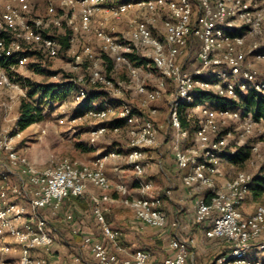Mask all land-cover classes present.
Instances as JSON below:
<instances>
[{
	"label": "built area",
	"instance_id": "built-area-1",
	"mask_svg": "<svg viewBox=\"0 0 264 264\" xmlns=\"http://www.w3.org/2000/svg\"><path fill=\"white\" fill-rule=\"evenodd\" d=\"M46 1L45 15L35 17L30 0H0V253H18L17 264H47L46 256L52 254L54 244L50 219L57 217L65 199L72 196L90 200L91 213L100 230V239L73 231L80 237L81 248L88 251L90 264H151L149 252L128 255L120 246L121 234L106 222L102 205L116 202L110 195L108 164L124 161L141 193L152 189L150 183L141 180L142 161L146 151L160 146L164 132L176 166L188 169L185 184L208 191L206 199L196 204L194 222L201 225L210 221L205 237L229 245L214 264H264L263 259L252 257L254 251L264 253V196L253 213L244 216L240 207L249 194L252 176L238 172L225 180L221 189L218 187V180L224 177L223 155L234 136L232 130L223 131L221 126L237 124L236 131L242 138L252 135L255 127L263 123L255 122L251 114L240 108L219 107L205 101L191 108L195 117L189 114L188 118L192 119L194 132L189 137L179 114L183 106L194 103L197 90L236 101L250 91L264 97V76L258 69L264 66V0ZM58 3L64 7L62 13L57 10ZM125 18L126 32L121 36L117 25ZM62 27L68 31L67 53L71 54L73 70H79L84 62L92 65L87 86L102 89L113 101L102 108L86 110L71 123L82 119L100 123L88 131L90 144L109 131L116 135L125 133L127 142L123 151L100 154L89 163L51 157L49 166L39 168L27 150L19 146L22 132L15 129L18 114L11 115L20 99L26 97V89L21 86L22 77L16 80L13 74L27 67V48L40 51L49 60L56 59L61 45L52 30ZM79 37L84 41L80 50L74 51ZM191 51L194 55L187 67L183 63ZM98 55L127 67L142 108L168 92V126L156 120L157 108L152 107L145 115L134 112L120 99V87L124 86L115 84L101 70ZM133 56L146 61L143 66L158 73L153 88L148 89L141 82L139 69L131 61ZM88 87L77 81L76 89L54 106L65 108L68 102L78 107L86 99ZM5 92L11 95L2 99ZM112 120L122 123L111 127L101 124ZM8 123L13 128L4 126ZM58 123L63 125L64 120L60 118ZM253 156L261 158L257 145H251ZM113 170L118 171V167L115 165ZM89 186L100 194L89 193ZM117 191L124 196L121 203L133 211L142 225H166L159 197H129L124 186ZM66 220L73 218L67 215ZM8 239L15 247L7 244ZM193 244L190 238L171 239L169 248L174 255L163 264H188ZM80 261V256L74 258L75 263Z\"/></svg>",
	"mask_w": 264,
	"mask_h": 264
},
{
	"label": "crops",
	"instance_id": "crops-1",
	"mask_svg": "<svg viewBox=\"0 0 264 264\" xmlns=\"http://www.w3.org/2000/svg\"><path fill=\"white\" fill-rule=\"evenodd\" d=\"M161 138L160 146L146 151L145 158L142 161V167H145V169L143 168V182L152 185V189L147 193H141L134 181L132 171L127 168L125 163L126 167L123 170L121 169L122 161L107 165L106 173L112 183L110 195L116 199V202L102 205L106 222L111 228L119 230L121 234L119 244L128 255H133L139 251H147L151 255V264H163L165 259L174 255V252L169 248V242L175 237L190 238L194 241L188 264H200L202 257L209 256L211 258L213 252L218 255L224 254L229 248L223 246L222 242L225 243V241L205 237V231L211 225L210 221L201 225L194 222L196 204L200 200L206 199L208 191L200 186H187L185 184L184 178L188 169L176 166L170 151L169 139ZM100 154L102 153H95L94 156L79 160V162L89 163ZM115 165L118 167V171L113 170ZM225 175L226 173H224ZM126 177L129 180L131 179L130 183L123 182ZM224 182V177L218 180L220 189ZM119 186H124L127 189L129 197L162 196L161 209L167 217L166 225L163 228H152L138 222L133 211L121 203L124 196L117 191ZM88 192L95 196L100 194L99 190L90 186ZM247 203L246 199L240 207V212L244 216L252 214L258 204L251 207ZM90 206L91 203L88 198H84L81 203H65L57 217L50 219L51 231L54 234L55 241L52 254L46 256L47 264H61V258H66L65 263L68 264H90L91 257L88 251L81 248L80 237L73 234V231L77 230L80 235H88L95 239L101 238L99 227L92 213H90V216L87 215L91 212ZM67 215L73 216V220L67 221ZM173 224H176V226H173ZM7 256H10V258ZM77 256L81 258L79 263L74 262V258ZM6 257L10 260L14 258L18 260L19 254H10ZM203 264H206V261Z\"/></svg>",
	"mask_w": 264,
	"mask_h": 264
},
{
	"label": "rangeland",
	"instance_id": "rangeland-1",
	"mask_svg": "<svg viewBox=\"0 0 264 264\" xmlns=\"http://www.w3.org/2000/svg\"><path fill=\"white\" fill-rule=\"evenodd\" d=\"M33 6V16H44L47 7L46 0H30ZM57 10L59 13H62L64 7L58 3ZM127 23V18L123 19L117 25V32L119 35L125 36V25ZM68 33L65 27L61 29H53L52 34L59 39L66 37L65 35ZM82 37H79L75 46L74 51H79L81 45L83 43ZM96 47V45L94 44ZM194 50V48H193ZM96 53L98 51L96 50ZM194 52L191 51L189 53V57H187L185 64L187 67L190 66L188 61L193 57ZM99 64L101 70L104 72L107 66L106 60L102 55H98ZM40 63V69H37V64ZM87 64V63H86ZM139 69V76L143 85H145L148 89L153 88L157 80L159 79L158 73L150 67L147 68L143 65H136ZM92 65L81 66L79 70H73L72 67V57L70 53H67V50L60 49L59 56L56 59L49 60L47 58L43 60H37L34 57L29 56V62L26 68L18 70L15 74H13V78L17 80L18 77H22L23 82L26 85V95L29 93L36 85L39 84H50L56 82H62L67 80V78L75 79L76 81H80V84L87 86V79L91 73ZM259 72L264 76V66H260ZM37 70H43L42 73H38ZM109 76L113 79L115 84H122L124 88L121 86L122 90V99L125 103H127L132 109L135 111H141L143 114L147 115L149 109L155 107L158 109V114L156 116L157 121L164 120V125L168 126L166 123V113H167V98L168 92H166L163 97L154 103L147 105L146 107H141L140 97L135 93L133 88V83L131 82L128 69L124 65H116L112 64V70ZM169 89V88H168ZM88 90L91 91L90 87ZM11 93L5 92L1 97L2 99H7ZM15 95V94H14ZM27 99L33 103L34 105L38 104L39 95L35 96H26ZM117 99V100H120ZM114 100V99H113ZM108 103L113 102L112 99H106ZM100 102H96L98 104ZM42 109L44 119L42 122L38 124H34L30 126L28 129L22 132V140L19 143V146L24 147L27 150V154L31 161L37 167H45L50 165L51 157L53 159H61L68 158L74 161L83 160L87 157L94 156L95 153H104L106 151L116 150L123 151L126 146L127 137L126 134L116 135L111 131L107 132L103 137H100L94 144H90L88 131L96 125H99V122L91 121L88 119H82L76 123H71V120L75 118L74 115V107L67 102L65 108H59L58 106L48 105V106H38ZM242 110V109H241ZM18 108L12 112L11 116H15L18 114ZM188 114L195 117L192 114L191 109H189ZM62 118L64 120V124L60 125L58 120ZM14 123V122H13ZM2 124V123H1ZM15 124V123H14ZM6 127H12V123L4 124ZM237 124L233 122L224 124L221 126V129L224 131L225 129L232 130L234 133L233 138L229 140V148H227V152L232 151L233 147H239L244 144L257 145L259 147L261 158H257L256 156L251 157V159L243 164L242 166H232L227 160L223 162V173H226L224 176L225 180H229L238 172H244L251 176H254L258 173L261 166L264 163V125H258L255 127V131L250 136L240 137L238 136V132L236 131ZM170 132L169 128L166 130ZM235 131V132H234ZM168 139V136L163 132L161 139ZM164 144H166L164 142ZM121 169L123 170L126 166L124 165V161H122ZM145 167H142V169ZM144 175L141 177L143 181ZM127 177L123 180L124 183H130ZM128 185V184H127ZM130 185V184H129ZM247 204L253 207L255 204L259 203L260 200H254L250 196H247ZM246 201V200H245ZM250 207V208H251ZM249 208V207H248ZM91 209V208H90ZM89 212L87 215L90 216ZM119 231V230H118ZM226 243V242H225ZM222 242L224 247H229V245ZM7 244L15 247V244L11 240H7ZM214 249V248H213ZM13 253L11 255H15ZM218 254H214L213 257H202L201 263L203 264L206 261V264L212 263L214 257ZM10 258V256H7ZM6 256H3L0 253V264H17V258L10 260ZM218 257V256H217ZM216 257V258H217ZM252 257H257L259 259H263L264 261V253L254 251L252 253ZM6 258V260H4ZM210 258V259H209ZM69 260V259H68ZM66 258H61L62 262H66ZM70 261V260H69ZM63 263V264H64ZM196 263V262H195ZM200 263V264H201ZM264 263V262H263ZM68 264V263H65Z\"/></svg>",
	"mask_w": 264,
	"mask_h": 264
},
{
	"label": "trees",
	"instance_id": "trees-1",
	"mask_svg": "<svg viewBox=\"0 0 264 264\" xmlns=\"http://www.w3.org/2000/svg\"><path fill=\"white\" fill-rule=\"evenodd\" d=\"M59 42H60L62 49L64 50L68 49L69 45L67 43L66 37L59 39ZM25 54H27L28 56L34 57L37 60L45 59L42 53L36 49L32 50V49L27 48L25 51ZM102 56L107 62V66H106V69L104 70V73L106 75H109L112 70L113 62L107 56L105 55H102ZM131 61L136 63L137 66L145 65L146 63V61L142 60L141 58L134 57V56L131 57ZM86 63L89 65L88 62H84L82 65L86 66L87 65ZM39 64L40 63H38L37 64L38 66H36L37 69H40ZM37 72L42 73L43 70H37ZM21 86L26 89L25 82H22ZM76 86H77V81L75 79L67 78V80L62 81V82L36 85L29 93H27L26 96L39 95L38 104L40 105L38 106H41V105L48 106V105H52L54 103H58V102L65 100L76 89ZM90 89L91 91L88 90L86 99L78 107L74 109V115H73L74 117L81 116L86 110L90 108L99 109L109 104L106 101V99H109V97L105 91L99 88H90ZM205 101H212L219 107H229L233 109L240 108L244 111L245 114H251L255 122H262L264 125V97L263 96L253 91H250L246 95H240L239 100L236 101V100H232L228 98H220L210 92L197 90L194 96V103L191 105H185L179 110L181 125L183 129L188 130L189 137H192V134L194 132V126L193 124H191L192 119L188 118L189 114L187 111L191 109L195 104L203 103ZM96 102H100V103L95 104ZM38 106L31 103L27 99V97L20 99V102L18 105V111H17L18 117H17V121L15 124V129L17 131L23 132L26 129H28L30 126L34 124H38L43 121L44 119L43 111ZM132 110L136 112L135 109H132ZM120 123L122 122L112 120V121L104 122L101 124L111 127V126H115ZM227 148H229V146ZM107 152H110V151H106L104 153H107ZM223 157L232 166H242L243 164L248 162L251 158V146L249 144H244L239 147H233L232 151H229V152L226 151ZM248 196H250L254 200H260V201L262 200L264 196V163L261 166L258 173L252 176V179L249 183ZM159 198L162 200V196H159ZM83 201L84 199L82 198L69 196L65 199L62 207L64 206L65 203H73V202L81 203ZM90 208L92 209V204ZM49 228L51 231L50 225H49ZM51 235L55 241L54 234L52 233V231H51ZM216 257H214V260L212 261L211 264H214Z\"/></svg>",
	"mask_w": 264,
	"mask_h": 264
}]
</instances>
